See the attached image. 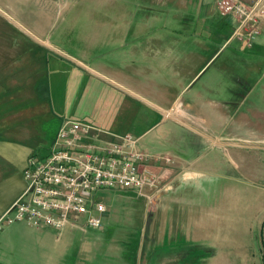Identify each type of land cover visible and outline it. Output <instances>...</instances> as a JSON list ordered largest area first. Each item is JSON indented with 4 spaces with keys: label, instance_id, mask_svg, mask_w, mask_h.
<instances>
[{
    "label": "crops",
    "instance_id": "1",
    "mask_svg": "<svg viewBox=\"0 0 264 264\" xmlns=\"http://www.w3.org/2000/svg\"><path fill=\"white\" fill-rule=\"evenodd\" d=\"M99 1L100 18L75 26L69 20L57 25V0H0V215L24 188L27 158L47 152L62 120L128 126L134 150L172 158L169 183L150 203L146 228L169 244L192 243L157 251V263L150 264H264V146L230 142L264 136H252L244 121L231 119L227 100L210 95L218 92L215 70L200 78L237 38L236 18L223 16L217 0H138L144 20H129L121 0ZM258 31L251 46L237 38L228 54L224 67L237 77L261 70L264 17ZM194 113L236 136L192 126ZM186 171L204 178L185 180ZM47 229L25 221L6 225L0 264H85L88 240L73 244L75 234L85 233L80 226ZM28 237L33 243L21 247ZM48 241L50 251L43 247Z\"/></svg>",
    "mask_w": 264,
    "mask_h": 264
},
{
    "label": "built area",
    "instance_id": "2",
    "mask_svg": "<svg viewBox=\"0 0 264 264\" xmlns=\"http://www.w3.org/2000/svg\"><path fill=\"white\" fill-rule=\"evenodd\" d=\"M252 1H216L223 16L244 18L233 35L244 38L248 46L258 34L251 26L256 22L252 14L257 9L262 13L264 5V0ZM118 138L85 120H62L47 152L27 158L24 188L0 215V231L17 221L56 231L68 224L100 229L107 206L97 197L105 189L141 193L147 188L143 196L153 203L169 183L172 158L134 150L136 140L129 135Z\"/></svg>",
    "mask_w": 264,
    "mask_h": 264
},
{
    "label": "rangeland",
    "instance_id": "3",
    "mask_svg": "<svg viewBox=\"0 0 264 264\" xmlns=\"http://www.w3.org/2000/svg\"><path fill=\"white\" fill-rule=\"evenodd\" d=\"M104 1L106 4V2L110 3L114 0ZM254 1L256 0H253L252 2ZM57 3L59 11V15L57 16V25L60 22L69 20L72 21L75 26H77L79 23H81L83 18L98 20L101 13L104 11V6L99 5V0H85V4L89 3L90 5H85L83 7L82 0H57ZM120 5L122 7L121 11L126 13L129 20H144V10L142 9L143 7L140 6L142 5L140 1L121 0ZM262 6V13H260V10L257 9L252 14L256 19V22L251 26H256L257 30L262 18L264 17V5ZM106 8L114 10L113 6L109 7V5H107ZM233 17L236 18V26L238 27L241 17ZM105 18L107 20L112 19L107 18L106 16ZM243 19L241 21H243ZM236 39L234 38L231 42H227L224 45L223 49L219 51V56L215 57L213 62H209V64L211 65L209 67L205 66L208 67V69L201 75L200 78L201 80L204 79L211 70H215L217 75V82L219 85L218 92L216 94L214 92H211L210 95L212 97L213 95L223 97V100H227L229 103L226 105V111L229 112L230 116H232L231 119H234L235 123L244 121L246 124V131L252 134V136H264V54L260 55L258 59L259 61L256 62V64L261 67V70L258 74L251 72L249 77L247 76L248 78H243L244 76H235L233 72L230 69L225 68L224 65H229V63H231L228 58V54L232 52V46H234V44L236 43ZM233 63L235 64L240 62L234 61ZM237 65V74L238 76H240L242 67L239 64ZM223 83L227 84V87L230 88V91L227 90L225 92ZM180 97L181 95L178 96V98ZM190 121L192 126L195 125L198 129H201L204 132H208L210 135H221L224 137L236 136L234 133L226 130V126L224 125L211 126L208 124L209 122H205L204 120L199 119L198 113H194L192 120L190 119ZM90 122H92L94 125H97L100 129L108 132L109 134H113L116 140L119 139V136H124L125 134L135 135L134 129L131 130L128 126H125L124 128L120 126L107 128L105 126H100L93 121ZM202 125L205 128L201 127ZM161 128L163 127H159V130ZM230 142H233L235 144L241 143L264 146V140H247L243 142L233 140ZM205 147L206 144L204 143V139H201L200 150H203ZM219 172H227V169L220 170ZM148 191L149 189L145 188L141 191V193L132 190L127 192H124V190H120L117 192L115 191V189H105L99 192V194H101L98 199L107 206V211L102 215H105L106 213L109 218L104 219L102 228L100 229H89V227L87 226L82 227L84 228L82 229L80 227L82 232L84 230L85 233L75 234V239L73 242V244L78 245L81 244L82 241L86 242V240H88V253L83 259V262H85V264L157 263V251H161L163 248H169L168 250H171L183 246L189 247L190 244H192L187 240H185V242H179V245L176 243L169 244L166 242L168 238L163 240L160 237V234L156 231L154 232L156 233V235H152L149 233L146 225L152 206H150L147 198L143 196ZM16 225L22 226L27 231L30 230V228L27 227L26 224L20 223ZM47 230L52 233L56 231L53 230V228ZM42 231H45V229H43ZM59 235L60 234H57V236ZM30 242L33 243V240L31 237H28L27 239H25V242H23L25 243V245H21V247H28L29 245H31ZM52 245L53 241L43 243V247L46 246L47 250L49 251L51 250ZM118 247L121 248V251L118 253L114 252V249H117ZM64 263L65 262H63L62 264Z\"/></svg>",
    "mask_w": 264,
    "mask_h": 264
},
{
    "label": "clouds",
    "instance_id": "4",
    "mask_svg": "<svg viewBox=\"0 0 264 264\" xmlns=\"http://www.w3.org/2000/svg\"><path fill=\"white\" fill-rule=\"evenodd\" d=\"M184 179L185 180H190L194 183H196L198 180L204 178L203 174L198 173V172H191V171H186L184 174ZM207 179L209 180V182H211V180L213 179L212 177H207ZM198 186V185H197Z\"/></svg>",
    "mask_w": 264,
    "mask_h": 264
},
{
    "label": "water",
    "instance_id": "5",
    "mask_svg": "<svg viewBox=\"0 0 264 264\" xmlns=\"http://www.w3.org/2000/svg\"><path fill=\"white\" fill-rule=\"evenodd\" d=\"M166 114H167V115H169V113H168V112H166Z\"/></svg>",
    "mask_w": 264,
    "mask_h": 264
}]
</instances>
